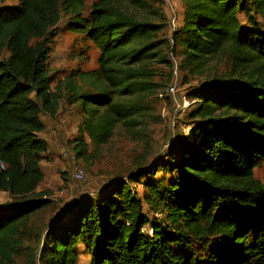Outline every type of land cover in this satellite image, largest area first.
<instances>
[{
    "label": "trees",
    "instance_id": "1",
    "mask_svg": "<svg viewBox=\"0 0 264 264\" xmlns=\"http://www.w3.org/2000/svg\"><path fill=\"white\" fill-rule=\"evenodd\" d=\"M6 1L0 0V195L11 203L0 213V264H12L31 219L50 203L43 199L50 193H36L47 150L38 137L41 113L52 119L62 104L73 107L82 115L78 134L106 144L118 126H137L155 89L151 63L169 64L163 47L189 77L208 75L219 55L229 65L226 77L186 95L193 102L190 136L160 167L174 179L164 187L152 167L78 199L44 230L39 259L77 264L81 246L89 264H264V182L253 174L264 166V0H182L181 23L168 41L157 40L159 26L127 5L159 18L147 0H98L87 17L84 0ZM62 14L68 29L96 48L98 67L51 87L48 46ZM74 149L86 157L82 142ZM146 173L153 179L138 194L128 184Z\"/></svg>",
    "mask_w": 264,
    "mask_h": 264
},
{
    "label": "rangeland",
    "instance_id": "2",
    "mask_svg": "<svg viewBox=\"0 0 264 264\" xmlns=\"http://www.w3.org/2000/svg\"><path fill=\"white\" fill-rule=\"evenodd\" d=\"M97 1L84 0L85 17L88 16L92 4ZM146 3L149 11L158 13L159 18L150 16L133 4L127 5L132 12L147 17L154 25L159 26L157 40H170L171 32L177 28L178 17L182 14V0H147ZM7 4L16 5L15 1L11 0H7L5 5ZM67 19L68 16L61 15L58 25L52 30V41L48 46L47 66L51 87L78 70L95 71L98 67V51L84 36L68 29ZM240 24L246 26L243 17H240ZM161 51L164 60L169 61V64L159 61L151 63V84L155 89L146 95L143 106L145 111L137 117V126L133 129L118 126L106 144L95 146L86 135L78 134L82 115L73 107L62 104L52 119L41 113L40 120L44 124V131L38 137L47 143V150L40 162L43 180L36 193H50L43 197L50 203L31 219L28 230L20 237V253L12 264H42L38 249L44 230L64 215L73 202L80 198L94 197L95 193L111 180L127 181L130 174L137 176L140 171L147 172V169L157 167L152 174L154 178L162 179L164 187L172 182L174 177L162 173L160 167L165 162L169 163L168 156L190 136L191 122L186 115L193 102H189L186 95L205 81L226 77L229 74V65L227 60L219 55L211 62L207 70L208 75L189 77L179 72L176 58L167 56L168 48L163 47ZM172 69L176 71L178 80L176 93L173 96L158 98L159 93L164 95L170 83ZM184 102L187 103L185 106ZM79 142L86 147L84 159L75 154L74 147ZM76 167L82 168L86 173V181L82 184H77L72 179ZM253 174L255 179L264 182V166L255 169ZM136 179L128 185L139 194L143 190V183L153 178L146 173ZM10 203L9 197L1 194L0 213L4 214V206ZM144 211L148 212L146 208ZM192 248L197 253L204 250L199 244H193ZM77 249V264H89L88 252L81 246Z\"/></svg>",
    "mask_w": 264,
    "mask_h": 264
},
{
    "label": "built area",
    "instance_id": "3",
    "mask_svg": "<svg viewBox=\"0 0 264 264\" xmlns=\"http://www.w3.org/2000/svg\"><path fill=\"white\" fill-rule=\"evenodd\" d=\"M173 77H172V81L171 83L169 84V86L167 87L166 91H165V94H158V98H163L165 95H175L176 93V89H177V83H178V80H177V76H176V71L173 70V73H172ZM187 103L184 102L183 105L185 106ZM64 155V154H63ZM72 179L75 181V183L77 184H82L86 181V173L85 171L82 169V168H79V167H76L74 170H73V174H72Z\"/></svg>",
    "mask_w": 264,
    "mask_h": 264
},
{
    "label": "crops",
    "instance_id": "4",
    "mask_svg": "<svg viewBox=\"0 0 264 264\" xmlns=\"http://www.w3.org/2000/svg\"><path fill=\"white\" fill-rule=\"evenodd\" d=\"M181 16H182V14H181ZM181 16L178 17V26H179L180 23H181Z\"/></svg>",
    "mask_w": 264,
    "mask_h": 264
}]
</instances>
